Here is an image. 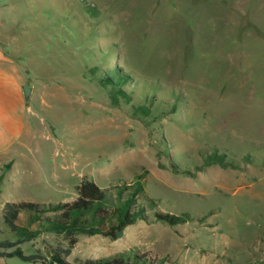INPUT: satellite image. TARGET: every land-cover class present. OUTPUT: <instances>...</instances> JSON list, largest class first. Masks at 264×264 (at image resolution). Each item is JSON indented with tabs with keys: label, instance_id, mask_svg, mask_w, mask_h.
<instances>
[{
	"label": "rangeland",
	"instance_id": "obj_1",
	"mask_svg": "<svg viewBox=\"0 0 264 264\" xmlns=\"http://www.w3.org/2000/svg\"><path fill=\"white\" fill-rule=\"evenodd\" d=\"M87 1L96 18L82 0H0V43L33 88L13 166L0 162V239L15 238L6 201L70 202L84 176L108 188L139 176L155 210L189 220L150 209L117 240L79 235L69 261L131 251L128 264H264V0ZM117 66L133 101L149 86L163 102L113 106L100 78ZM216 154L227 165L205 164ZM66 245L42 232L21 248Z\"/></svg>",
	"mask_w": 264,
	"mask_h": 264
},
{
	"label": "trees",
	"instance_id": "obj_2",
	"mask_svg": "<svg viewBox=\"0 0 264 264\" xmlns=\"http://www.w3.org/2000/svg\"><path fill=\"white\" fill-rule=\"evenodd\" d=\"M82 1L89 16L96 18L97 11L92 9L94 7H91L87 0ZM111 52L113 51H106L104 54L118 58L116 53ZM104 68L109 69L100 78L101 84L107 88L113 106H118L122 97L137 113L149 114L157 100L163 102L149 86L145 91V100L139 97L140 103L133 101V86L128 84L131 78L130 71H124L119 66ZM95 69L99 67H92V72ZM177 103H180V100L175 96L171 110H176ZM206 161L205 164L227 165L226 162H222V155L218 154L208 157ZM11 165L12 161H9L4 167L9 169ZM75 189L77 195L70 202L6 201L2 207L3 219L15 234V238L0 239V256H16L24 261L43 264H128L131 251H119L98 258L88 257L76 263L69 261L67 257L71 254L79 235L101 234L111 240H117L124 235L128 226L140 219L146 220L147 211L150 209L157 220L170 225L189 220L187 213L176 215L155 210L158 199L148 193L139 176L133 182L116 183L109 188L84 176ZM42 232L62 234L67 240V245L53 247L48 255L39 248L31 253L23 252L21 244L32 241ZM133 258L142 260L146 257L135 254Z\"/></svg>",
	"mask_w": 264,
	"mask_h": 264
},
{
	"label": "crops",
	"instance_id": "obj_3",
	"mask_svg": "<svg viewBox=\"0 0 264 264\" xmlns=\"http://www.w3.org/2000/svg\"><path fill=\"white\" fill-rule=\"evenodd\" d=\"M25 84L18 67L12 63L0 43V162L14 160L16 145L25 133L24 117L29 109L28 99H25L22 91ZM32 93L33 88L30 96ZM6 257L14 256H0Z\"/></svg>",
	"mask_w": 264,
	"mask_h": 264
},
{
	"label": "water",
	"instance_id": "obj_4",
	"mask_svg": "<svg viewBox=\"0 0 264 264\" xmlns=\"http://www.w3.org/2000/svg\"><path fill=\"white\" fill-rule=\"evenodd\" d=\"M31 87L28 85H22V91L25 99H28L31 93Z\"/></svg>",
	"mask_w": 264,
	"mask_h": 264
}]
</instances>
